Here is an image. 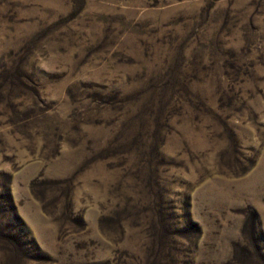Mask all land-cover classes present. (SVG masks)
I'll use <instances>...</instances> for the list:
<instances>
[{
    "label": "rangeland",
    "instance_id": "1",
    "mask_svg": "<svg viewBox=\"0 0 264 264\" xmlns=\"http://www.w3.org/2000/svg\"><path fill=\"white\" fill-rule=\"evenodd\" d=\"M0 264H264V0H0Z\"/></svg>",
    "mask_w": 264,
    "mask_h": 264
}]
</instances>
